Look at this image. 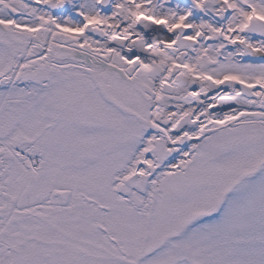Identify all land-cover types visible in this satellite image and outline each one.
<instances>
[{"label":"snow or ice","instance_id":"obj_1","mask_svg":"<svg viewBox=\"0 0 264 264\" xmlns=\"http://www.w3.org/2000/svg\"><path fill=\"white\" fill-rule=\"evenodd\" d=\"M0 264H264V0H0Z\"/></svg>","mask_w":264,"mask_h":264}]
</instances>
